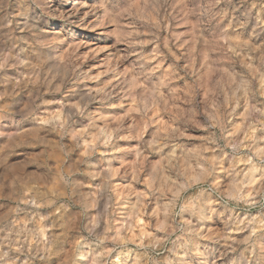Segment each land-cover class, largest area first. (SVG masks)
I'll list each match as a JSON object with an SVG mask.
<instances>
[{"label":"rangeland","instance_id":"374dc122","mask_svg":"<svg viewBox=\"0 0 264 264\" xmlns=\"http://www.w3.org/2000/svg\"><path fill=\"white\" fill-rule=\"evenodd\" d=\"M93 1L0 0V264H264V0Z\"/></svg>","mask_w":264,"mask_h":264},{"label":"bare ground","instance_id":"6f19581e","mask_svg":"<svg viewBox=\"0 0 264 264\" xmlns=\"http://www.w3.org/2000/svg\"><path fill=\"white\" fill-rule=\"evenodd\" d=\"M49 1L52 2V0ZM67 2H69V4L63 6L59 13L61 14V17L64 18L67 22L77 23V25L79 24L78 22L80 18V20H82V18H86L88 16V12L86 9L93 8L94 6L93 0H67ZM87 25H89L88 21L84 20L83 23L80 25L82 26L81 31H76L74 32V34L79 33L83 40L85 38L87 41H92L91 43L97 45L100 42V39L98 38L99 34L96 36L95 33L88 32ZM75 38L76 37L74 36L71 39L74 40Z\"/></svg>","mask_w":264,"mask_h":264}]
</instances>
